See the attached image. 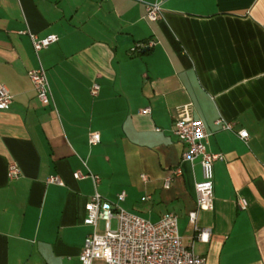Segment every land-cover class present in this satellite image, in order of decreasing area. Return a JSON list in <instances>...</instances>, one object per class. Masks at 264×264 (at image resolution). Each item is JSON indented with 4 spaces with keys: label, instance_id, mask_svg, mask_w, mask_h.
<instances>
[{
    "label": "crops",
    "instance_id": "1",
    "mask_svg": "<svg viewBox=\"0 0 264 264\" xmlns=\"http://www.w3.org/2000/svg\"><path fill=\"white\" fill-rule=\"evenodd\" d=\"M152 3L162 11L156 21L145 18ZM29 34L58 39L35 53ZM149 40L151 48L131 50ZM39 66L46 105L27 75ZM0 83L12 96L0 110V264H80L95 191L153 222L176 214L183 244L207 264H264V0H0ZM176 119L202 120L207 151L222 155L213 208L196 216L207 241L188 221L201 167L181 160ZM93 132L99 141L89 144ZM11 161L21 173L13 180ZM177 166L182 174L164 188ZM118 170L139 208L128 191L118 200ZM50 175L63 184L46 183Z\"/></svg>",
    "mask_w": 264,
    "mask_h": 264
},
{
    "label": "built area",
    "instance_id": "2",
    "mask_svg": "<svg viewBox=\"0 0 264 264\" xmlns=\"http://www.w3.org/2000/svg\"><path fill=\"white\" fill-rule=\"evenodd\" d=\"M162 17V11L158 3L145 5V18L156 21ZM31 44L35 53L48 47L57 41L55 34H48L37 38L29 34ZM154 42L149 40L137 43L131 50L133 52L151 48ZM28 78L33 86L35 95L43 105L51 101L49 83L45 70L39 66L27 71ZM99 91V84L93 82L90 86V94L96 96ZM12 96L5 85L0 83V110H7L10 107ZM148 113L149 109H143ZM216 123L222 129L231 130L232 122L217 119ZM172 130L177 139L184 145L181 160L193 164L199 161L201 167V179L194 182L195 209L188 212V221L192 225L196 238L200 241H207L209 230L199 228L196 224L197 211L199 209L212 210L213 208V164L222 159L221 153L207 151L205 139L207 137L205 126L202 120L176 119L173 122ZM238 136L245 140L247 131L241 129ZM99 141V134H89V144ZM20 169L15 162L7 165V177L9 180L20 177ZM182 174L179 166L171 169L164 178L163 187L167 188L174 176ZM74 178L91 177L94 185L99 181L98 176L79 172L73 173ZM143 178V175H141ZM46 183L62 185L57 175H50ZM125 193L122 191L117 195L118 200H123ZM148 197H142L145 200ZM246 201L238 199L240 209L246 208ZM85 216L83 224L91 227V231L85 236L82 248L78 255L80 264H207L206 258L194 252L192 246H186L178 233L177 216L172 212H165L157 221H150L142 216L129 212L124 208L113 205L103 199L95 191L88 199L84 207ZM115 220L116 226H111ZM99 221L103 226L99 228Z\"/></svg>",
    "mask_w": 264,
    "mask_h": 264
},
{
    "label": "rangeland",
    "instance_id": "3",
    "mask_svg": "<svg viewBox=\"0 0 264 264\" xmlns=\"http://www.w3.org/2000/svg\"><path fill=\"white\" fill-rule=\"evenodd\" d=\"M112 176H114L113 177V179H117V185L116 186H114V187H118L119 189L118 190H121V191H123L125 194H128V192H130V198H129V203H130V208H134V209H137V208H139L141 205H143L144 204V202L143 201H139V200H134V197H135V192H131V191H128L127 189H126V186H127V184H126V175L125 174H122L121 172H120V170H118L117 171V173H114ZM120 191V192H121ZM128 191V192H127ZM131 210V209H130ZM102 226H103V222L102 221H99V228L101 229L102 228ZM111 226L114 228L115 226H116V222H115V220H112L111 221Z\"/></svg>",
    "mask_w": 264,
    "mask_h": 264
}]
</instances>
